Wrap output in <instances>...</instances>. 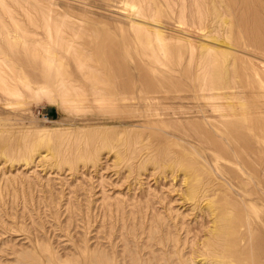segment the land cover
Segmentation results:
<instances>
[{"label": "rangeland", "instance_id": "1", "mask_svg": "<svg viewBox=\"0 0 264 264\" xmlns=\"http://www.w3.org/2000/svg\"><path fill=\"white\" fill-rule=\"evenodd\" d=\"M115 1L122 6L126 0ZM127 1L129 14L134 3ZM198 1L171 0L160 12L168 20L160 35L168 37L170 50L156 65L173 66L167 75L185 89L181 99L167 101L165 114L151 100L143 106L137 99L115 102L107 110L109 101L98 107L93 98L73 109L66 99L78 98L54 86L40 95L32 88L43 84L37 75L44 69L33 72L15 60L26 51L8 8L22 27L35 29L27 39L52 47L55 38L32 27L17 0L0 2L8 86L0 85V264H264V153L241 159L222 150L233 147L225 124L250 123L240 114L249 102L264 106V74L253 70L261 62L253 64L243 52L246 37L238 27L242 18L252 23L253 12L264 19V2L249 10L247 0ZM118 20L116 26L124 25L127 15ZM112 37L71 41L86 49L79 56L88 64L102 67L109 64L105 45L123 40L120 32ZM56 47L64 69L78 66L67 48ZM209 48L223 53L213 71L217 85L202 91V79L193 90ZM142 58L133 51L126 61L134 68ZM174 111L193 132L184 127L182 134V123L162 121ZM245 128L238 132L258 143Z\"/></svg>", "mask_w": 264, "mask_h": 264}, {"label": "bare ground", "instance_id": "2", "mask_svg": "<svg viewBox=\"0 0 264 264\" xmlns=\"http://www.w3.org/2000/svg\"><path fill=\"white\" fill-rule=\"evenodd\" d=\"M126 1L123 2L122 6H118L115 0H17L19 7L26 13L29 24L35 28H43L47 35L55 38L56 46L67 48L72 57H74L78 66H73L71 68L67 67L66 69L60 64V58L63 57V55L59 54L57 47L55 45L52 47L48 46L39 39H27V36L37 34L35 29H27L26 26L22 27V25H20L13 17L12 10L6 5L12 22L19 27L20 31L18 32V37L22 38V46L26 51L25 54L21 53L15 56V60L18 61L19 66L28 65L33 72H35L34 69H44L42 73L37 75L40 82H43V84H39L32 89H36L40 92V95H42L41 93L48 94L50 87L54 86L59 89L63 95H74L76 96V99L78 98L77 100L67 98L65 102L66 107L73 109L83 108L84 101L92 100L93 98L96 100V106L98 107L104 105L105 100L109 101L108 104H105L107 110V106H109V109H111L110 106L116 108L118 105L115 104V102H127L137 99L138 104H142V106L143 103L151 100L152 103L156 105V108L162 112L160 114H165L164 110L167 107V101L181 99L182 95L180 92L185 90L182 82H173L171 81L173 79L172 75H167L168 68L171 69L173 66H167V68L162 69L156 65V63L158 64L159 61H161L160 53L166 55L170 50L167 45L169 43L168 37L160 35V31L163 29L162 21H168L162 19L160 12L162 11L163 5L170 6L171 0H159L158 3H154L152 0H132L134 4L132 5L133 9L130 10V12L133 11L131 14L130 12L128 14L127 11V4L130 3ZM0 2L2 4L5 3L4 0H0ZM198 2L199 1L197 0V3ZM247 2L251 3L249 10H252L255 3L262 6L264 0H247ZM179 12L180 18L183 16V13L182 10ZM199 12L200 14L203 13H201V10ZM34 14H38L39 17L36 16L34 18ZM126 15L127 22L125 21L124 25L116 26L115 21H119V17ZM251 20L252 23L243 18L238 21L239 30L241 33H244V37H246L245 47H243L242 50L244 53L248 54V56H251L253 64L256 63L253 59L255 61L259 59L261 64L258 68L254 67L253 70L257 74H264V19L253 12ZM155 22L161 23L160 25L158 23V25L154 26ZM102 25L108 26L109 29L104 32L101 31L102 28L100 29V27ZM66 32L72 38H67L65 36ZM114 32H120L123 40L109 43L110 40L105 45L107 46L106 48L109 53V56L106 59L110 65L106 64L107 62L104 61L102 67L88 64L84 57H81V55L79 56V54H82L86 49L84 48L82 51H79L72 42L74 41L73 37L84 35L100 38V36L104 34L108 39H113L112 34ZM193 49L194 48L190 50ZM133 51L143 52L145 56V58H142L144 59V63L140 62L134 64V68L130 66V62L128 63V61H126L128 59V54ZM222 54V52H217L216 54L213 48L207 50V53L201 60V65L203 67L202 76L192 78L193 90H197V87H199L198 85L200 84L199 81L202 79H204L203 86L200 88L202 91L207 90L210 92L215 89L218 77L214 76L213 71L218 67V64L216 63L217 57ZM4 63L5 60L0 56V85L6 86L7 88V80L5 79L6 71L3 69ZM46 67L47 69L45 70ZM132 71H134V73ZM72 74L74 75L73 77H71ZM5 92L7 94L12 93L8 90ZM3 103L7 104L5 99ZM177 114H179L177 111H174L172 115L167 112L166 115L169 117L162 121L165 123L174 121L177 127L182 123V126L180 125V127L183 129L177 128L178 130L180 129V133L184 131V127L191 129L190 132H193L191 123L188 120L180 119V117H177ZM240 114L247 116L246 120L250 123H246V125H243V123L236 124V121L235 123H226L225 126L232 139L233 147L230 151L225 147L222 148V150L227 154L233 152L241 159H244L246 156H251L254 152L260 151L264 153V117H261L260 121H253L255 115L264 114L262 101H255L253 103L249 102V107ZM241 115L240 117L243 118ZM242 126L246 127V130L251 131L250 133L257 136L259 139L258 143H251L247 137L249 134L246 135L245 133L238 132L239 128ZM173 134L175 135L176 133ZM176 136L178 135L176 134ZM5 137L7 138L6 135ZM186 137L187 136H185V138ZM7 140L4 141V143H6ZM25 141H29V139ZM12 142H14L13 139ZM10 153H12V151ZM254 162L257 164L260 163L257 160H254ZM248 175L250 174L248 173ZM242 197L243 196H241V198ZM251 237L252 236L250 235L248 238L251 239ZM234 250L235 249H232V251ZM233 253L235 254V252ZM233 253H231L232 256ZM240 257L242 258V256ZM241 258L239 259L241 260ZM248 262L246 261L247 264H249ZM250 263L255 264V260Z\"/></svg>", "mask_w": 264, "mask_h": 264}]
</instances>
